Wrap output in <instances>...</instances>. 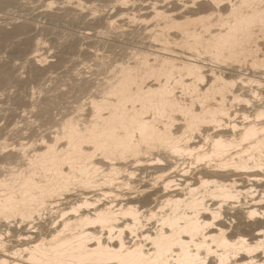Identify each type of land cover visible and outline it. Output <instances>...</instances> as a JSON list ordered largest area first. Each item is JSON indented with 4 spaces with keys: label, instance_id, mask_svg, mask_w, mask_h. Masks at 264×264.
Listing matches in <instances>:
<instances>
[{
    "label": "bare ground",
    "instance_id": "bare-ground-1",
    "mask_svg": "<svg viewBox=\"0 0 264 264\" xmlns=\"http://www.w3.org/2000/svg\"><path fill=\"white\" fill-rule=\"evenodd\" d=\"M0 264H264V0H0Z\"/></svg>",
    "mask_w": 264,
    "mask_h": 264
}]
</instances>
